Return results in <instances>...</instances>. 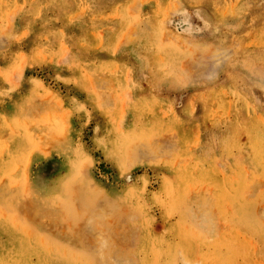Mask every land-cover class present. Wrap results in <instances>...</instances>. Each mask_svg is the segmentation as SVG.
Instances as JSON below:
<instances>
[{
  "label": "rangeland",
  "instance_id": "obj_1",
  "mask_svg": "<svg viewBox=\"0 0 264 264\" xmlns=\"http://www.w3.org/2000/svg\"><path fill=\"white\" fill-rule=\"evenodd\" d=\"M0 264H264V0H0Z\"/></svg>",
  "mask_w": 264,
  "mask_h": 264
},
{
  "label": "bare ground",
  "instance_id": "obj_2",
  "mask_svg": "<svg viewBox=\"0 0 264 264\" xmlns=\"http://www.w3.org/2000/svg\"><path fill=\"white\" fill-rule=\"evenodd\" d=\"M72 204V203H71ZM249 215V214H248Z\"/></svg>",
  "mask_w": 264,
  "mask_h": 264
}]
</instances>
